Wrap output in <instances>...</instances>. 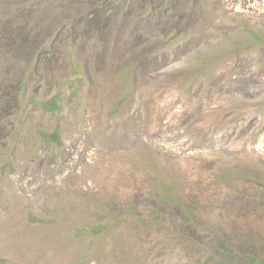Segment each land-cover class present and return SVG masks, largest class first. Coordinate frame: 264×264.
I'll use <instances>...</instances> for the list:
<instances>
[{"label":"rangeland","instance_id":"rangeland-1","mask_svg":"<svg viewBox=\"0 0 264 264\" xmlns=\"http://www.w3.org/2000/svg\"><path fill=\"white\" fill-rule=\"evenodd\" d=\"M163 1L0 0V264L264 261V0Z\"/></svg>","mask_w":264,"mask_h":264},{"label":"trees","instance_id":"trees-1","mask_svg":"<svg viewBox=\"0 0 264 264\" xmlns=\"http://www.w3.org/2000/svg\"><path fill=\"white\" fill-rule=\"evenodd\" d=\"M165 1L161 2V4H159V5L153 6V8H151L150 10L152 11V10H155V9L160 8L161 5L165 3ZM98 8L93 9L94 11L92 10V14L94 13V16L95 17H97V10H98ZM107 20L109 21L110 20V17H108ZM106 25H107V22L105 23V26ZM19 37L20 36L17 35V36L9 37V39H10V41L12 43H14V44L17 43L18 45H20V38ZM250 40L253 41V42H256V41L261 42V40L264 41V38L261 35H259L258 33H256L255 31H250ZM58 101H59V95H55L54 98L51 101H48L46 103H43V107L46 110H50V111L52 110V111L56 112V111H58ZM58 138H59L58 131L55 130L53 132V134L51 135V139L50 140L51 141H55ZM247 254H249V252L246 253L245 255H247ZM245 255L243 254L241 257L244 258ZM226 256L228 257L229 255H226ZM250 260L251 261L249 262V264H261V263H264L263 260H260V259H258L256 257H254V258H252Z\"/></svg>","mask_w":264,"mask_h":264}]
</instances>
